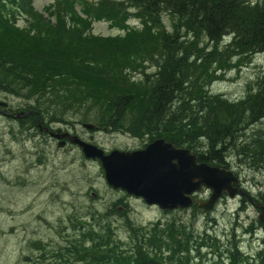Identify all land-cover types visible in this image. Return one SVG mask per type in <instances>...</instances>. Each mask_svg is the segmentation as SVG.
Instances as JSON below:
<instances>
[{
  "label": "trees",
  "instance_id": "16d2710c",
  "mask_svg": "<svg viewBox=\"0 0 264 264\" xmlns=\"http://www.w3.org/2000/svg\"><path fill=\"white\" fill-rule=\"evenodd\" d=\"M56 4L46 8L45 17L35 10L33 0H0V26L4 22L10 24L16 14L28 18L24 30L12 32L0 28V90L17 98L18 104L23 103L7 108L8 112H31L8 120L13 122L8 123V134L12 125L19 124L29 126L24 128L34 133L36 114L46 118L42 122L49 124L52 122L49 119L62 118V114L68 113L132 136L148 135V139L170 132L179 143L188 144V138L200 130L203 113L221 108L226 117L220 137L216 140V132L209 127L203 134L204 146L199 149L189 145L190 148L199 149V159L208 162L219 159L215 145L226 155L237 149L250 175L257 176L264 169V145H258L263 156L260 158L251 156L252 145L229 144L238 138L241 127L250 118L264 117L259 111L264 109V104L258 103L264 98L255 97L248 104L252 97L250 83L240 93V100L244 101L241 103L226 92L210 91L214 81L226 79L233 71L237 76L255 55L264 54V1L251 4V0H56ZM163 15L171 19V28L164 26ZM130 17L139 19L143 28L140 33L126 24ZM95 20L112 21L124 33L88 37L86 30ZM221 34L226 39L219 42ZM116 37H121L124 44H118ZM101 43L111 47L98 49ZM146 60L154 71H144L139 81L131 80L128 68L137 69ZM180 62L182 65H178ZM259 73L263 80L264 67ZM186 75L194 78L181 82V77ZM180 92L187 99L181 96L178 102L172 95ZM182 103L199 104L204 112L199 110L179 121L171 120L176 106ZM256 114L261 116L255 117ZM176 116H184L183 110L177 111ZM157 118L165 124L162 134L154 130ZM66 122L67 119L62 123ZM259 160H263V167ZM132 229L135 228H131L128 238L132 250L124 256L108 251L110 257L100 264H142L148 258L153 260L147 263L153 264L156 258L144 251V246L153 249L145 234H157L158 225L153 223L140 233L145 240L142 246L135 245L139 239ZM95 244L94 239L87 242L80 239L72 248L53 246L55 249L44 251L36 258L26 255L25 262L98 264L92 260H103L107 251L106 247L97 248ZM163 244L165 241L159 245Z\"/></svg>",
  "mask_w": 264,
  "mask_h": 264
},
{
  "label": "bare ground",
  "instance_id": "6f19581e",
  "mask_svg": "<svg viewBox=\"0 0 264 264\" xmlns=\"http://www.w3.org/2000/svg\"><path fill=\"white\" fill-rule=\"evenodd\" d=\"M162 22L166 28H171V19L168 16L163 15ZM218 38L219 42L226 39L225 34H221V36L219 35ZM181 60L182 62H185V60ZM183 64L185 65V63ZM178 65H182V63L180 62ZM193 78V76L186 75L183 78L181 77L180 81L183 83L190 82ZM249 83L252 87L250 89L252 97L249 99L248 104L251 105L256 99L264 98V79L262 80L259 72H254L244 84ZM185 85H187V83ZM242 91L237 93L232 92L230 96H234V99L237 98L240 100L242 98V95H240V93L242 94ZM181 93L182 92L179 94H173L172 98L177 99L178 102H181V96L184 99H187L184 95H181ZM213 93H219V91L213 90ZM13 100H17V98L0 90V118H2L1 115L3 114L2 108H9L12 106L11 102ZM231 101H233L231 103H237L234 102L237 100ZM241 102L244 101L240 100L239 103ZM258 103L262 105L264 104V101H258ZM230 108H232L231 111H233V106ZM180 109L183 110L184 116L175 117L176 112ZM199 110L204 112L203 106L196 103H182L176 106L174 114L171 116V120L175 118L179 121L182 117L187 118L191 113H197ZM259 111L261 114H264V109H259ZM205 112L203 113L202 119L199 120V132L193 138H188L187 141L190 146L199 149L204 146L205 137H203V134L204 132L206 133L209 127H213L212 131L216 132V140L220 137L221 126L225 122L223 119L226 117L224 110L221 108H214L211 112ZM29 113L31 112L26 110L20 111L16 113V115L18 118H21ZM36 115L37 130L34 133H30V131L24 128L29 127L27 125H12L9 134L6 136V140L8 142L19 141L22 145L28 140H32L34 143L38 142V145L35 147L36 151L33 150V153L36 155L35 157H38V160H40V155L42 156L47 152H50V149H46L49 148V144L56 141L57 137L55 135L72 133L74 128L78 130V128L84 129L86 127V120H82L75 114L64 113L62 114V118L56 116L53 119H49L52 121L49 124L42 122L46 118L41 117L40 114ZM259 116L261 115H255V117ZM66 119L67 122L62 123ZM158 119L159 118L155 120L157 126L154 127V130L158 134H162L165 132V124ZM93 123L98 125L95 121ZM247 123L248 124L241 127V133L239 136L237 135L238 138L229 144L233 146L237 145V147L239 144H250V146L252 145L250 150L252 151L251 156L256 155L257 157L262 158L263 156L261 152H259L260 147H258V145H264V117L258 119L250 118ZM62 125L65 126L64 129H62ZM7 131H9L8 128ZM0 139H2V136H0ZM6 140L4 141L6 142ZM0 142H2V140H0ZM133 142L144 144L146 138L143 136H134ZM254 144L257 145L254 146ZM55 145L58 148H61L57 141L55 142ZM66 146L69 147L71 144L66 143L63 147ZM215 147L220 151V146L215 145ZM228 149L231 150L230 148ZM232 151L236 153L237 149L231 150V152ZM77 152V154H79V151ZM80 160L83 164L85 163L93 166V161L88 157L80 156ZM262 161L263 160H259V163L263 167ZM0 175L2 176L1 172ZM262 175H245L242 184H244L243 188L246 191L249 200H253L264 206V169H262ZM1 176L0 202L3 205L9 206L13 204L16 196L20 193L22 194L25 188L33 191L42 190L45 195L50 197L49 203L53 208L54 213H57L56 222L51 224L48 222L46 215L43 214V212H38L37 217L40 220L47 222L50 234L46 240L30 239L28 242L30 248H28V252L25 256L28 255L32 258H36L44 251L46 252L52 248L55 249L53 246L72 248L73 243L80 239H83L84 242L94 239L97 241V246L95 244L97 248L106 247L105 250L107 251L103 260L101 258L100 260L98 258L92 260L95 263L98 262V264H100L110 257L111 254L108 251L117 249L114 240L119 234L124 233L129 235L131 228L134 227L136 230H132H134L135 236L139 239L138 244L135 245L142 246L145 243V240L143 236H140V233L144 229L146 230L151 227V224L156 223L159 227V231H157V234L153 235L150 239L152 247L156 246L154 249H157V257L153 264H163L161 263L162 260L159 253L165 246L159 244L168 241L178 232H182L186 238L181 241V245L175 250L178 257V262L176 264H239L236 259L244 256H247L252 264H264V227H258L255 224L260 218L258 219L257 217H254L255 215L251 213H249V215L233 213L232 216L228 213L227 216V212H223L220 219L218 215L217 218L215 215H202V212L198 210L169 213L151 208L150 210L154 211V215L150 218H141L142 216H140L137 217V219H132L131 216H129L123 223H118L117 220L120 217L118 211L120 210L121 205L118 203V200L112 197V193L104 185L101 175H97L91 179L85 175L84 180L88 181L86 186L78 187L76 190L70 192V195L73 196V201H70V206L62 203V198L67 196V191L70 190L68 186H64L65 184L60 185L61 187L59 188H53L57 185L54 183H48L41 186L40 189L35 186L36 184L32 181L29 182L28 178L24 177L23 179H19L14 177V179L9 180L8 178L6 179L4 176H2V178ZM98 176L103 183L104 190L98 189L96 185ZM108 193H111V196H109ZM246 203L247 202L243 205H246ZM127 206L130 208L129 205ZM129 208L125 209L124 214L131 212ZM245 209V211H252L249 209V206H245ZM139 215L140 214L137 216ZM232 220L233 223L231 224ZM246 229L248 230L247 233L243 231ZM258 233L261 234L259 235ZM251 240L256 241L250 243ZM44 258L50 260V256ZM142 264L146 263L143 262Z\"/></svg>",
  "mask_w": 264,
  "mask_h": 264
},
{
  "label": "rangeland",
  "instance_id": "374dc122",
  "mask_svg": "<svg viewBox=\"0 0 264 264\" xmlns=\"http://www.w3.org/2000/svg\"><path fill=\"white\" fill-rule=\"evenodd\" d=\"M51 1L52 0H34V6L37 11L41 12L42 7ZM60 6H63V3ZM129 20V24L133 26V28L139 29L138 31L140 33L143 29L139 26L140 21L135 18H130ZM112 23V21L95 20L89 26L88 30H86V34L88 37L89 34L93 36H97V34L103 36L115 34L116 30L113 29L114 26H110ZM10 24L4 22L0 28L3 27V30H10L12 32H15V30H24L26 24H28V18L22 15H16L14 20L10 21ZM116 38L118 44H124L121 37ZM96 41L97 40H94V42ZM91 47L92 46H88V48ZM110 47L111 45L101 43L100 47L96 48L107 50ZM263 67L264 55H256L252 61L244 67L243 71L238 72L237 76H235L236 71H233L229 76L235 77L230 80L226 79L224 82L216 81L211 85L210 89L212 92L213 90L226 92L227 95H230L232 92L237 93L242 91L245 86L244 83L249 79V76L254 72H259ZM1 95L4 96L3 94ZM11 103L12 106H10V108H14L17 106L18 101L13 100ZM19 104L23 103L20 102ZM2 112L3 114L1 117L6 116V119L0 118V136H2V139H0L2 140V142H0V172L6 179L12 180L14 177L23 179L25 177L28 178L29 182L32 181L35 183V186L40 189L41 186L48 183L57 185L53 188H59L61 187L60 185L65 184L64 186H68L70 190L67 191V196L62 198V203L70 206L73 201V196L70 195V192L76 190L78 187L86 186L88 181L84 180L85 175L89 177V179L100 174L102 175L98 162L93 161V166L90 164H83L80 160L81 155L77 154V150L72 146L63 147V144H59L60 141H58V144L62 149L55 145L56 141L52 142L48 145L49 148L46 149H50V152L40 156V160H38V157H35L36 155L33 153V150L36 151L35 147L38 145V142L34 143L32 140H28L24 145L19 141L8 142L6 140V136L8 135L7 126L8 123L11 124L13 122L7 121L12 118L15 119L17 115L16 113L5 110ZM61 127L64 129L65 126L62 125ZM74 130L76 129L74 128ZM78 131L85 134L83 129L78 128ZM95 136L96 141L106 149H111L112 146L118 147L132 144L131 140L127 137L123 138L118 136L110 138L103 133L95 134ZM4 140H6V142ZM243 145L239 144L238 147ZM235 168L244 176L246 175L247 169L244 167L243 163L239 166H235ZM248 175H250V173ZM100 180L98 176L96 185L98 189L104 190V182L102 183ZM0 182L2 181L0 180ZM108 195L111 196V193H108ZM112 197L114 198L116 196L112 194ZM49 201L50 197L45 195L42 190L33 191L25 188L22 194L20 193L16 196L13 204L5 206L0 202V264H26L25 254L28 252L29 240L32 238L46 240L49 237L50 231H48L47 222L37 217L38 212H43L48 222L51 224L56 222L57 213H54ZM132 209L130 213L132 219H137V217L140 216H142L141 218H150L154 215L153 210L144 208L138 203H133ZM228 213L232 216L235 211L227 212V216ZM138 214L140 215L137 216ZM243 214L244 213H241L240 215ZM254 217H256V215Z\"/></svg>",
  "mask_w": 264,
  "mask_h": 264
},
{
  "label": "water",
  "instance_id": "95a60500",
  "mask_svg": "<svg viewBox=\"0 0 264 264\" xmlns=\"http://www.w3.org/2000/svg\"><path fill=\"white\" fill-rule=\"evenodd\" d=\"M89 127V126H88ZM67 134L55 135L57 138ZM71 141L78 143L86 157H98L102 161L107 182L114 187H122L134 194L141 195L148 203H157L163 208H171L177 204L183 206L184 194L190 193L200 183L215 188L219 170L206 165H197L194 157L178 154L175 150L162 149L158 141L149 144L145 149L133 152L114 150L103 155L100 149L73 137ZM180 158H179V157ZM179 160L176 167L172 160ZM197 178L196 185L188 180ZM186 198V197H185Z\"/></svg>",
  "mask_w": 264,
  "mask_h": 264
},
{
  "label": "flooded vegetation",
  "instance_id": "af4514ba",
  "mask_svg": "<svg viewBox=\"0 0 264 264\" xmlns=\"http://www.w3.org/2000/svg\"><path fill=\"white\" fill-rule=\"evenodd\" d=\"M108 131H110V135L113 137L119 136V137L129 138L127 135H125L123 133H115L111 129H108ZM171 133L173 134V132H171ZM90 137H91V135H90ZM163 137L166 139V141L172 142V144L174 143L173 145H175L177 147H181V148L190 147L189 144L179 143L176 140V137L174 135H171L170 132L167 135H164ZM131 142H132V144L124 145V146L120 147V149H124V150L140 149V148H143L146 145V143H148V142H145L144 144H137V143L133 142L132 140H131ZM197 150H199V149H195L194 151L198 154ZM242 152H244V151H242ZM218 157H219V159L218 160L215 159V161H213V162H208V161L200 159L201 162L203 161V162L209 163L210 165H215L218 168L225 170L226 171L225 176L228 180L226 188L220 189L216 198L214 199V203L212 204L210 210L209 211H203L202 215H205V216L215 215L216 218L218 215L219 218L221 219V212L222 211L236 210L237 213H244L247 215H249V213H251L253 215H254V213H257V218L259 219V217H260L263 220L262 221L259 219L257 221V224H259L260 227H264V206L258 202H255L253 200L252 201L249 200V198L246 194V191L243 188L244 184H242V180L244 178V175L235 168V166H239L241 163H243L244 167L246 169H248V167L246 166L247 164L244 163V161L243 162L241 161V158L237 154V152L236 153L232 152L230 155H226V154L219 151ZM248 170L246 171V176L249 174ZM257 175H262V171L259 170ZM110 191L113 192L114 190L112 188H110ZM114 193H120L121 194V197H114V199L118 200V202L121 204V207H120L121 211H125V209L129 208L127 205L131 206L130 205L131 200H139V201L143 202L142 199L133 198L132 196L128 195L127 193H125L124 191H121V190H116ZM212 194H213L212 189L201 187L199 190V193L193 195L192 198L194 199V201H196V200L207 201L212 196ZM245 202H247L246 205H243ZM195 206L196 205L192 204L188 209L174 210V211H171L170 213H172V212H185V211H189L192 208H193V210H196ZM245 206H249V209H251L252 211H245L246 210ZM156 209H157V207H156ZM232 223H233V220H232L231 224ZM243 231L245 233L248 232L247 229L243 230ZM140 236H142V235H140ZM152 236L153 235L145 234V238H147L149 240L151 239ZM128 238H130L129 235L127 236V235L119 234L116 237V239L114 240V243L116 244L117 249H114L112 252L114 254L115 253L120 254L121 252L125 253L126 251H131L133 247H132V244L128 245V242H127ZM185 238H186L185 235L180 234V232H178L171 239H169L168 241H165V244H163L165 247H163L161 249V253H165L167 250V253H169V255H170L168 263L176 264L178 262V257H177L175 250H176V248L179 247V245H181V241L184 240ZM255 241L251 240L250 243H252V242L254 243ZM155 247L156 246H154L152 249L151 247L149 248L148 246H144V248H145L144 251L147 252L146 255L151 256L152 258H156L157 253L154 249ZM233 256H236V255H233ZM151 260H153V259H149V258L146 259L145 260L146 264H148L147 262H150ZM236 261L239 262V264H252L251 261L247 258V256L237 258Z\"/></svg>",
  "mask_w": 264,
  "mask_h": 264
}]
</instances>
